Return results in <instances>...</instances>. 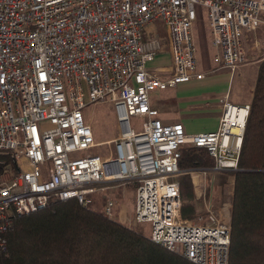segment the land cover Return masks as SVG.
<instances>
[{"label":"built area","instance_id":"built-area-1","mask_svg":"<svg viewBox=\"0 0 264 264\" xmlns=\"http://www.w3.org/2000/svg\"><path fill=\"white\" fill-rule=\"evenodd\" d=\"M197 6L207 9L216 68L248 60L244 36L264 29V0H0V229L52 200L93 203L135 185L134 223H150L151 238L198 264H229L231 224L211 207L197 220L182 213L179 160L186 146L205 148L208 170H238L251 104L220 96L215 130L189 132L166 122L151 91L202 79L192 32ZM165 27L172 69L149 62L162 50L153 23ZM113 100L121 130L109 154L79 150L97 145L83 108ZM144 118L132 126L131 116Z\"/></svg>","mask_w":264,"mask_h":264},{"label":"trees","instance_id":"trees-1","mask_svg":"<svg viewBox=\"0 0 264 264\" xmlns=\"http://www.w3.org/2000/svg\"><path fill=\"white\" fill-rule=\"evenodd\" d=\"M239 169L234 173L229 264H264V56L251 96ZM189 147V148H186ZM182 168L211 163L203 147L186 146ZM181 191L195 189L188 175ZM183 202L184 216H194ZM0 264H198L142 232L75 198L52 200L0 229Z\"/></svg>","mask_w":264,"mask_h":264},{"label":"rangeland","instance_id":"rangeland-1","mask_svg":"<svg viewBox=\"0 0 264 264\" xmlns=\"http://www.w3.org/2000/svg\"><path fill=\"white\" fill-rule=\"evenodd\" d=\"M197 17L194 21L192 32L196 43V55L199 60V69L207 70L209 74H221L219 70H213L216 68V64L213 61V56L216 52L215 47L212 45V33L208 25L207 20V9L203 6H197ZM157 33L161 39L162 50L168 48L166 42L165 27L162 25L157 26ZM256 46L255 49H252ZM244 47L250 51L249 55L251 60L259 59L264 55V33L263 32H250L246 42H244ZM169 50V48H168ZM166 57V56H165ZM168 58V57H166ZM161 58H157V61ZM256 60V61H257ZM246 63V62H245ZM244 63V64H245ZM260 63H258L259 65ZM257 65V64H256ZM252 64L247 67L239 68L244 66L240 65L235 70L224 69L227 72V79H230V90L234 95L242 94L243 96L248 95V89L254 85L257 75V66ZM259 67V66H258ZM220 76H223L222 74ZM208 79V78H207ZM205 79L200 85L205 84L208 80ZM199 83L189 82L182 83L178 87H169L166 89H154L151 91L152 101L154 102L157 98H163L169 91H174V96L180 107L188 106L189 102L183 103L178 99V97H187L188 99H195L193 95L202 94L211 97L213 94L218 92L221 87V83L215 82V86L208 88L197 87ZM180 92V93H179ZM203 96H198L202 98ZM251 100V99H250ZM250 103V101H249ZM212 104V102L207 103V105ZM251 104V103H250ZM190 109V108H188ZM86 121L92 124L95 139L97 145L90 149L79 150L75 154L77 156H84L87 153H102L109 154L111 151L110 140L114 139L119 135L121 127L117 119L116 108L113 100L107 97L103 101L89 103L83 108ZM190 123L193 130L207 129L217 123L218 120L214 117V114H196L191 115L185 119ZM144 118L133 115L131 116L132 126L140 129ZM189 148V147H186ZM211 163H206L205 165H194L186 167L188 171L180 175L179 179L188 175L193 183L195 189V197L190 199L182 192L183 202L191 201L195 204L196 210L194 216H184L189 219L197 220L199 216L205 214L208 207L214 210L216 215L222 216L224 219L230 222L231 220V208H232V198L234 189V171L225 170H208L207 172H202L199 167H209L211 168ZM182 185V184H181ZM135 185L124 184L118 186L117 188L111 189L108 195L114 196L118 203L115 208L114 217L120 221L126 223L128 226L142 232V234L149 236L151 234L150 223H134V210H135ZM93 203L91 204L96 210L104 211L105 209V194L102 192L92 193ZM204 201V202H203ZM205 204V207L202 206ZM183 213V211H182ZM231 224V223H230Z\"/></svg>","mask_w":264,"mask_h":264},{"label":"crops","instance_id":"crops-1","mask_svg":"<svg viewBox=\"0 0 264 264\" xmlns=\"http://www.w3.org/2000/svg\"><path fill=\"white\" fill-rule=\"evenodd\" d=\"M158 25H162L164 28V25L161 22H156V23H153L152 25H150L148 31L150 33L157 32V30H158L157 26ZM258 31L264 33L263 28H260L259 30L253 31V32H258ZM250 32H252V31L246 32V34L244 36V42H246V40L248 38V34ZM211 42H212V40H211ZM255 47L256 46H253L252 49H255ZM246 53L248 56V60L245 64H243L244 66L239 67V68L241 69L243 67H247V66H250L252 64H254V65L257 64L256 66H257V72H258V66H259L258 63H260V61L262 60L264 55L262 57H260L258 60L255 59L254 61L253 60L249 61V59L251 58V56L249 55L250 51H248L246 49ZM165 56L168 58H166ZM159 57L161 58V60L157 61V58H159ZM172 64H173V61H172L171 53L167 48L166 50L158 52L156 57L154 58V60L149 62L148 66L150 67V69L156 70L160 74H168V73H170V71L172 69ZM199 70L206 72L205 77L202 79H193L191 81H188V83L189 82L199 83L197 86L199 88H208L211 86H215L214 85L215 82H216V84L218 82L221 83V85H220L221 89L216 93H212L213 95L211 97L205 96L202 94L193 95L192 97L196 96L195 99H188V100H186L187 97H178V99H180V101L182 103L184 101H186L185 103L189 102L188 106H184V107H180L178 105V103L176 101V97L174 96V91H172V92L169 91L165 97L157 98L154 102L152 101V97H151L152 104L158 109L159 115L164 121H166V122L181 121L185 125L186 130H188L189 132H201V131H209V130L217 129V127L219 125V118H220V113H221V106L219 103L220 96H222L224 94H228L230 100L235 102V103H247L251 99L252 91H253V88L255 85V83H254V85H252L251 88L248 89V95L247 96H243L242 94L234 95L233 92L230 90V87H229L231 78L229 77V79H227V72H225L224 69L219 70V71H222L220 73L223 76H220L221 74H218V73L208 75L207 70H203V69H199ZM205 79H207L208 81L205 84L200 85L201 82L204 81ZM182 83H187V82H182ZM182 83H179L178 85H176L175 87H178L176 89H179V85ZM198 96H203V97L197 99ZM209 102H212V104L207 105V103H209ZM188 108H190V109H188ZM196 114H208V115L214 114V117L218 121L215 125L207 128V129L204 128V129H199V130H193V128H191L190 123H188L185 119L188 118L189 116L191 117V115H196ZM202 206L205 207V204H203Z\"/></svg>","mask_w":264,"mask_h":264}]
</instances>
